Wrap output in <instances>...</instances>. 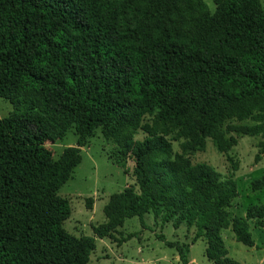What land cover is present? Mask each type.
<instances>
[{
	"label": "trees",
	"instance_id": "obj_1",
	"mask_svg": "<svg viewBox=\"0 0 264 264\" xmlns=\"http://www.w3.org/2000/svg\"><path fill=\"white\" fill-rule=\"evenodd\" d=\"M212 2L213 13L203 0H0V98L14 109L0 118V264H89L95 239L65 231L71 209L58 192L97 130L117 164L133 161L135 184L109 197L95 238L159 211L194 229L189 243L158 236L180 264L199 240L207 260L238 264L227 229L254 245L249 223L264 228V204L230 217L236 182L189 154L210 140L229 159L228 133L261 138L255 163L264 156V7ZM229 121L252 124L225 132ZM72 128L75 146L53 160L45 143ZM250 189L264 190V173Z\"/></svg>",
	"mask_w": 264,
	"mask_h": 264
},
{
	"label": "rangeland",
	"instance_id": "obj_2",
	"mask_svg": "<svg viewBox=\"0 0 264 264\" xmlns=\"http://www.w3.org/2000/svg\"><path fill=\"white\" fill-rule=\"evenodd\" d=\"M203 2L213 13L215 6L212 0ZM260 2L264 7V0ZM13 112V106L0 98V118ZM245 124L251 125L252 122L229 121L223 125L222 130L226 132L228 125ZM229 136L235 137L237 141L229 152V159L219 154L210 140H206L202 149L192 150L189 158L193 164H205L222 178H232L236 182L238 197L233 200L228 212L230 217H242L249 206L264 204V190L252 192L250 189V182L264 173V156L255 163L254 157L258 153L257 146L261 138L227 133L226 137ZM142 137L139 134L135 140L139 141ZM76 139L72 128L62 140L55 144L45 143L44 146L51 152L53 160H57L66 148L75 146ZM173 150L180 151L179 143H173ZM80 151L81 163L58 195L69 202L71 209L70 217L63 224L65 231L76 238L95 239V250L90 255L89 264H180L176 251L165 247L158 236L162 235L168 242L189 243L194 229L187 230L184 225L175 229L171 222L162 221L163 213L159 211L158 217L150 213L142 219L134 217L126 220L111 239L94 237L92 228L105 222L103 207L109 197L128 186H134V163L126 159L124 164H117V158L120 157L118 147L112 141L105 140L100 130L94 133ZM249 231L254 243L252 247L238 243L230 229L221 233L228 257L238 264H264V228H255L253 222H250ZM130 234L134 237L119 243ZM205 248L201 240L191 247L189 259L194 260L192 264H215L204 256Z\"/></svg>",
	"mask_w": 264,
	"mask_h": 264
},
{
	"label": "crops",
	"instance_id": "obj_3",
	"mask_svg": "<svg viewBox=\"0 0 264 264\" xmlns=\"http://www.w3.org/2000/svg\"><path fill=\"white\" fill-rule=\"evenodd\" d=\"M193 245H191L190 247H189V254H190V250H191V247H192ZM189 254H188V262H189V264H192V262L194 261L193 259H189Z\"/></svg>",
	"mask_w": 264,
	"mask_h": 264
}]
</instances>
